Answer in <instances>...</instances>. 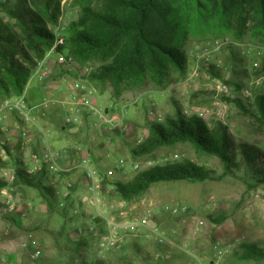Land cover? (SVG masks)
Instances as JSON below:
<instances>
[{
	"label": "rangeland",
	"instance_id": "1",
	"mask_svg": "<svg viewBox=\"0 0 264 264\" xmlns=\"http://www.w3.org/2000/svg\"><path fill=\"white\" fill-rule=\"evenodd\" d=\"M17 1L0 0V20L15 23L7 9ZM56 1L60 3L61 16L57 25L49 26L55 35L54 44L58 37H68L70 25L79 18L81 2L85 0ZM91 1L93 4L96 2ZM177 6L183 9L182 28L189 32L180 48L187 60L186 70L184 73L172 71L163 87L151 81L134 91H125L121 87V96L117 98L118 91L109 84L91 80L90 75L96 65L78 63L73 57L77 70L72 76L88 80L98 91L100 104L115 105L116 111L122 112V100L142 95L137 105L127 108V130L109 133L101 129L98 118L93 116L85 120L79 132L65 131L62 134L64 115L56 108L46 111L42 122L56 131L52 141L55 145L57 142L58 149L80 147L95 150L91 158L101 171L102 178L109 184L103 198L107 205L104 209L109 214L112 212L111 202L118 201V196L114 194L115 185L133 181L140 172L146 170L149 161L154 165H166L191 160L213 171L216 177L225 173V166L218 157L204 154L188 142L164 146L149 155L134 158L132 151L150 136L151 125L157 121L156 117L154 120L150 117V111H155L158 117L163 118L161 123H165L168 116H176L177 110L181 109L186 117L198 116L211 128L223 124L237 145L238 167L234 168V174L224 176L222 180L198 183H157L129 204L139 211L154 206L156 221L164 232L195 255L193 258L180 249H171L170 256L160 261L162 264H213L215 246L229 249L221 264H264V260L243 261L239 258L243 245L264 247V185L253 186L256 182L252 178V169L243 163L238 150L240 144L257 147L264 161V121L256 106V97L264 95V38L257 39L247 34L243 39L236 40L219 26L204 22L192 0H180ZM205 49H209L211 54L203 56ZM60 54L71 56L67 52ZM60 54L53 58L50 77L45 81L37 79L33 82L35 91L45 82L57 87V82L66 75L67 70L59 63ZM54 86L51 85L44 94L50 97ZM34 95H38V91ZM239 101L249 112L239 106ZM107 136L111 137L110 141H106ZM6 147L11 150L14 159L22 160L19 154V149H23L22 136L13 120L0 129V149ZM122 159L126 160V168L117 169ZM136 164L139 168H135ZM58 188L60 202L64 206L57 204L56 211L45 213L42 205L26 209L23 201L20 209L21 213L27 211V217L22 219L17 215L20 221L10 222V231H7V223L0 219V264H69L72 258L74 264H80L79 261L93 264L95 260L101 259L99 237L93 239L89 249L79 256L67 246L69 240L79 237L77 229L92 223L98 212L91 209V216H85L82 210L86 207H81V197L75 195L70 200L66 199V184L62 183ZM30 193L33 198L38 192ZM179 203L188 206V213L174 216L170 208ZM143 205L144 208L140 209ZM222 217L226 218L225 222H217ZM101 227L104 224L98 226L99 229ZM58 233H62L60 238ZM157 246L154 238L142 237L129 241L118 253L107 257L109 253L115 252L109 251L102 260H106V264L111 258H114V262L110 264H153L151 260H155L157 253H166L164 248ZM37 250L42 253L39 259L33 257ZM121 255H127L128 262Z\"/></svg>",
	"mask_w": 264,
	"mask_h": 264
},
{
	"label": "trees",
	"instance_id": "2",
	"mask_svg": "<svg viewBox=\"0 0 264 264\" xmlns=\"http://www.w3.org/2000/svg\"><path fill=\"white\" fill-rule=\"evenodd\" d=\"M179 1L96 0L93 4L85 0L81 2L79 18L71 23L65 44L58 52H67L78 63L96 65L91 80L109 84L118 91L117 98L121 96V87L134 91L149 81L163 87L172 71L184 73L186 70L187 60L180 48L189 32L182 28L183 9L177 6ZM192 4L204 22L219 26L236 40L247 34L264 38V0H192ZM7 11L15 23L0 20V102L24 93L38 63L54 45L55 35L49 26L57 25L61 16L60 3L56 0H18L15 5H9ZM239 106L249 112L240 101ZM256 106L264 121V95L256 97ZM187 142L204 154L218 157L225 166L224 175L216 177L213 171L191 160L155 165L127 184L117 183L115 194L122 201L130 202L157 183H198L222 180L234 174V168L238 167L237 145L227 127L220 124L211 128L198 116L186 117L181 109L176 116H168L165 123H152L150 136L132 154L139 158L161 147ZM6 148L9 159L0 157V165L16 170L15 186L22 191L23 197L24 192L36 190L49 209L56 211L57 204L61 206L62 203L60 186L51 183L55 177L53 173L45 165L30 173L23 157L22 160L14 159L11 150ZM238 150L243 163L252 169L256 182L253 186L264 185V161L259 149L240 144ZM19 154L22 155L21 149ZM5 185L0 181V189ZM1 219L7 224L20 220L16 215ZM225 220L222 217L217 222ZM93 239L91 235L81 236L77 241L69 240L67 246L79 256L89 249ZM239 258L264 260V247L243 245ZM93 264L105 263L98 259Z\"/></svg>",
	"mask_w": 264,
	"mask_h": 264
},
{
	"label": "built area",
	"instance_id": "3",
	"mask_svg": "<svg viewBox=\"0 0 264 264\" xmlns=\"http://www.w3.org/2000/svg\"><path fill=\"white\" fill-rule=\"evenodd\" d=\"M65 44V39L58 37L54 46L48 51L45 57L38 63L35 72L29 81L24 93L19 97L7 98L0 102V129L6 125L10 116L17 118L16 128L19 129L22 136L23 150L28 149L34 136L38 137L39 149L31 151L27 158H23L26 165L28 161H34L41 165L32 172L40 170L43 165L56 175H66L74 171L81 170L88 181V193L81 197V207L84 205H95L98 207V214L93 218L92 223H86L83 228L77 229V234L81 236H94L100 238L99 258L103 259L109 251H120L131 240H137L142 237L154 238L157 247L164 248L166 251L157 253L155 260L160 262L162 259L169 257L171 249H180L185 254L195 258V255L186 247L170 235L164 232L156 221V212L154 206L145 207L139 211L135 206H131L127 201L112 203L110 205L111 213L106 209L103 199V179L102 174L90 154L84 155L76 164L65 166L63 164V154L53 147L52 128L45 125L42 119L46 116V111L60 109L63 112L64 129L73 132L75 128L81 127L86 119L96 116L98 125L101 129H106L109 133L125 131L128 128L127 108L139 103L142 95L133 99L122 100L124 106L122 112L116 111V106L100 104L98 91L86 79H75L72 74L77 70L75 61L72 56L64 57L58 52V49ZM56 54L61 55L59 63L67 70L57 83V88L63 87L66 94L62 97H40L34 101L29 93L30 87L37 79L40 81L47 80L52 74V61ZM210 50L205 49L203 56L210 55ZM150 117L157 118L156 122L161 123L163 118L158 117L155 111H150ZM154 120V119H153ZM3 129V128H2ZM111 137L107 136L106 141ZM75 149H81L76 147ZM83 155V154H81ZM0 157L4 160L9 159L6 149H0ZM146 170L154 167L152 161L147 162ZM117 169L126 168V160L122 159L116 166ZM139 168V165H135ZM0 181L6 183L0 189V219L9 215H21L20 203L23 202V193L15 185L17 183L16 170L11 166L0 168ZM66 191L64 197L71 199L77 195V183L73 180L65 181ZM61 206H64L62 203ZM188 206L179 203L170 208L174 216L185 215L188 213ZM79 213V210H76ZM25 217L23 214L20 216ZM104 224V227L98 228ZM11 225L7 224V231H10ZM168 249V250H167ZM215 258L213 264H221L222 260L228 254V247L215 246ZM42 253L37 250L33 257L39 259Z\"/></svg>",
	"mask_w": 264,
	"mask_h": 264
},
{
	"label": "crops",
	"instance_id": "4",
	"mask_svg": "<svg viewBox=\"0 0 264 264\" xmlns=\"http://www.w3.org/2000/svg\"><path fill=\"white\" fill-rule=\"evenodd\" d=\"M41 85H42L41 88H39V90H41V91L37 90L38 91L39 98L41 96L42 97L49 96L48 94H44V93H45L46 90L49 89V87L51 85L54 86V84H51L50 82H45V83H43ZM54 88H55L54 89V92H53L52 95H50V97H62V96H64L66 94V91H65V89L63 87L57 88L56 86H54ZM37 91H35V87L33 85L30 87L29 93H30V95H31V97H32V99L34 101H36L37 99H39V98H37L38 95H36V96L34 95L35 92H37ZM9 120H13V122L15 123V125L17 124V118L16 117L10 116L9 117ZM52 125H54V123ZM79 130H80V127L75 128L73 130V132L74 133H77V132H79ZM52 131H53L52 132V135L54 134V138H55L57 133H56V131L54 129H52ZM65 131H68V130L64 129V125H62V127H61V133L62 134H65ZM68 132H70V131H68ZM57 145H58L57 142H56V145H55V143H53V147L54 148H57L58 147ZM39 146L40 145H39L38 137L35 135L34 138H33V140H32V142H31V144L29 145L28 149L22 151V157L24 159H26L27 158V155L31 151H33V150H38L39 149ZM57 150H59L63 154V157H64L63 164L65 166H70V165H73V164L78 163L80 161V159L82 158L81 156L88 155V154H90V156H91V154L95 153V150L94 149H58L57 148ZM25 151H26L27 155H26V153L24 154ZM81 154H83V155H81ZM26 165H27V167L29 168L30 171H33L36 168H38V167L41 166V165H39V163L34 162V161H30V162L28 161V163H26ZM32 173H34V172H32ZM53 175L55 176L53 178V180L51 181V183L53 185H55V186L58 187V186H60V184L65 183V181H67V180L70 179V180H73V181H75L77 183V187H78L77 195H78V197H82L83 195H85V194L88 193V181H87V179L83 175V172L80 169L77 170V171H74V172H72L70 174H66L64 176H60V175H56V174H53ZM106 182H107V180L103 179V192H104L103 193V198H104L105 193H106L105 190H107V187L109 186V184H107ZM32 191L37 192L36 190H30V191H28V193L27 192H24V199H23V201H24V205L27 207L26 209L32 208V207H34L36 205H42L43 206L42 207V210L45 211V213L46 212H54V211H51L49 209V207L47 206V204H44L43 205L44 199L42 198V196H41L40 193H37V195L35 197L31 198V193L30 192H32ZM118 198L119 197H117V200L118 201L115 202V203H120L122 201L121 199H118ZM113 199L114 198H112V201H113ZM119 200H121V201H119ZM111 203H113V202H111ZM84 207H86V208H85V210H82V211H83V213H84L85 216H91V211H89L91 209L93 211H97L98 210V207L95 206V205H92V204L91 205H87V206H82V208H84ZM143 208H144V205L140 209H143ZM26 212L27 211L25 210L23 213H21V215L23 214L25 216V217H22V219H24V218L27 217V213ZM69 219H71V218H69ZM61 235H62V233H58V238H60ZM78 238H75L74 240H71V241H77ZM112 253H118V251L109 253L107 255V257L110 254H112ZM127 257H128L127 255H121V258H125L124 261H127L128 262ZM99 260L103 261L106 264V260H102V259H99ZM76 261L78 262L79 259L76 260ZM79 262H80V264H86L85 261L84 262L83 261H79ZM111 262H114V258H111L110 260H108V264H110ZM154 262H153V264H157L158 263V261H156V260ZM70 263H72V264L75 263L73 261V258L71 259V262L69 261V264Z\"/></svg>",
	"mask_w": 264,
	"mask_h": 264
}]
</instances>
